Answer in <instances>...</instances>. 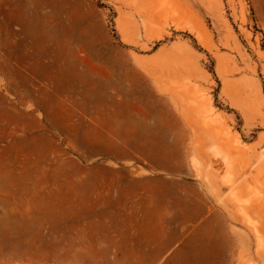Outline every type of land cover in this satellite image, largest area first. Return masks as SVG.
Masks as SVG:
<instances>
[{
	"label": "rangeland",
	"instance_id": "rangeland-1",
	"mask_svg": "<svg viewBox=\"0 0 264 264\" xmlns=\"http://www.w3.org/2000/svg\"><path fill=\"white\" fill-rule=\"evenodd\" d=\"M0 264H264V0H0Z\"/></svg>",
	"mask_w": 264,
	"mask_h": 264
}]
</instances>
